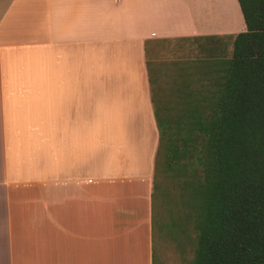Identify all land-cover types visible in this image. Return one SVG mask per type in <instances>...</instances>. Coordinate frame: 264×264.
Masks as SVG:
<instances>
[{
  "label": "crops",
  "instance_id": "1",
  "mask_svg": "<svg viewBox=\"0 0 264 264\" xmlns=\"http://www.w3.org/2000/svg\"><path fill=\"white\" fill-rule=\"evenodd\" d=\"M245 30L237 0H0V264H153L149 47Z\"/></svg>",
  "mask_w": 264,
  "mask_h": 264
},
{
  "label": "trees",
  "instance_id": "2",
  "mask_svg": "<svg viewBox=\"0 0 264 264\" xmlns=\"http://www.w3.org/2000/svg\"><path fill=\"white\" fill-rule=\"evenodd\" d=\"M237 1L246 30L232 37L230 57L203 65L208 86L189 89L182 80L186 91L178 89L175 106L152 97L153 264L155 228L182 247L191 212L188 264H264V0Z\"/></svg>",
  "mask_w": 264,
  "mask_h": 264
},
{
  "label": "rangeland",
  "instance_id": "3",
  "mask_svg": "<svg viewBox=\"0 0 264 264\" xmlns=\"http://www.w3.org/2000/svg\"><path fill=\"white\" fill-rule=\"evenodd\" d=\"M149 47V68L153 82V95L156 104L169 103L177 105L176 96L181 89L182 80L187 79L189 89H204L210 79L208 72L204 74V66L219 58H228L232 51V39L219 38H175L158 39ZM209 70V68H207ZM188 73V75L186 74ZM187 75V76H186ZM172 100L174 103H172ZM159 179L162 175L158 176ZM168 188L173 194L178 193V184L169 180ZM178 200V198H176ZM155 224L160 220V208L155 205ZM188 209H185V212ZM190 212V210H189ZM190 217H192V212ZM187 222L190 238L180 235L182 247H177L169 236H159L155 228L154 257L155 264H188L193 251V224Z\"/></svg>",
  "mask_w": 264,
  "mask_h": 264
}]
</instances>
